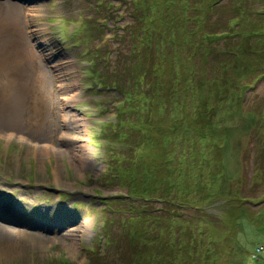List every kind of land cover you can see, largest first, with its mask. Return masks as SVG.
Wrapping results in <instances>:
<instances>
[{
  "label": "rangeland",
  "instance_id": "rangeland-1",
  "mask_svg": "<svg viewBox=\"0 0 264 264\" xmlns=\"http://www.w3.org/2000/svg\"><path fill=\"white\" fill-rule=\"evenodd\" d=\"M96 1L0 0V40L17 43L6 57L0 56V63L6 61L9 74H16L23 63H15L13 52L33 55L41 76L33 73L32 78L42 93L34 112H29L31 97L26 94L19 126L0 124V128L51 144L50 148L31 149L15 139L0 140V264H97L95 250L97 257L104 255L101 264L105 258L109 262L114 258V249L104 253L101 225L105 216L115 220L124 214L103 212L102 200H112L116 207L112 196L126 190L101 177L107 152L100 142L104 138L94 133L99 131L97 117L106 120L110 114L104 117L101 109L96 117L95 106L108 105L112 98L97 93L94 87L85 89L92 79L85 77L80 61L85 48L95 50L102 34V42L112 36L104 47L110 59L119 48L126 53L128 44L122 42L117 48L116 27L111 31L96 28L94 23L104 18L113 25L112 12H102ZM113 2L117 7V0ZM6 10L15 19L4 17ZM169 10L176 15L178 36L170 56L173 67L166 66L163 80L168 83L169 75L178 72L176 78L181 81L176 86L172 79L173 93L161 95L160 103L152 106L151 137L140 153L136 175L139 181L144 176L141 172L147 173L146 194L173 193L175 203L163 209L162 202L149 200L147 220L140 227L146 244H139L132 264H264V0H172ZM116 13L119 28L131 22L126 16L129 8ZM61 17L66 20L60 22ZM4 20L14 26L5 28ZM209 22L217 35L229 31L233 36L212 42L217 64L204 74L202 60L195 63L191 57L197 58L200 25ZM62 25L66 32L73 31L71 37L64 34V40L59 38ZM240 30L246 45L256 52L239 60L237 72L234 59L227 54L219 59L218 53L239 43L242 38L235 34ZM252 32L255 34L250 35ZM10 37L14 40L9 41ZM28 39L42 40L56 70L40 61ZM89 57L96 55L92 52L84 58ZM248 65L251 69L246 70ZM28 73L30 76V68ZM201 76L210 81L213 90L197 83ZM12 78L5 75L8 83ZM57 82L64 85L59 92ZM208 94L218 103H200ZM202 104L212 105L213 114L203 116L199 112ZM0 105H5L1 97ZM134 184L142 191L140 182ZM45 186L48 189H42ZM12 189L17 193L11 201L3 200L4 192ZM41 190L55 200L62 191L70 196L59 203L42 204L37 196ZM75 200L89 204L72 207ZM33 204L39 206L35 216L24 211ZM51 210L54 216L49 219Z\"/></svg>",
  "mask_w": 264,
  "mask_h": 264
},
{
  "label": "trees",
  "instance_id": "trees-1",
  "mask_svg": "<svg viewBox=\"0 0 264 264\" xmlns=\"http://www.w3.org/2000/svg\"><path fill=\"white\" fill-rule=\"evenodd\" d=\"M123 2L129 8L128 15L131 22H126L120 31H116L117 39L115 40L119 42L118 47L120 43L126 42L128 51L124 53L119 48L115 51L114 59H108L109 65L105 59L96 60L94 65L98 71L97 78L100 84L98 92L110 95L113 100L120 101L119 106L114 108L115 119L101 123L100 130L95 135L100 139L104 138L100 142L107 152L106 169L101 177L107 184L126 190L124 193L118 192L112 196L116 207L112 206V200L106 198L102 200L103 212L107 210L115 212L114 215L124 214L115 220L111 216H105L103 219L101 231L104 239L102 243L104 244V253L109 254L111 249L115 250L114 258L110 262L105 258L102 262L104 264H115L118 261L120 264L133 263L137 249L140 245L146 244L142 238V228L140 227L142 221L147 220L144 215L149 212L147 210L149 200L156 199L162 202L163 209H169L170 205L175 203L173 193H168V196L159 194L157 197L146 194L145 184L149 188L147 173L141 172L144 175L140 177L141 181L140 179L138 181L136 173L141 158L140 153L151 137L150 126L154 115L152 106L160 103L158 100L161 95L167 94L168 96L173 93L172 79L175 78L176 86L181 81L176 78L178 72H175L173 76L169 75L168 83L163 80L166 66L169 65V70L173 67L172 64L170 65V56L173 54V43L176 44L178 36L177 18H175V14L172 16L168 13L172 0H124ZM211 24L210 22L206 24L207 27L204 24L200 25L197 58L191 57L195 63L202 60L201 73L204 74H208L212 70V65L217 64L218 56L215 55L217 51H213L211 48L212 42H219L225 37L228 40L230 36H233L229 31L223 36L217 35V32L212 31ZM241 32L240 30L235 34L236 37L242 38L238 40V44L236 42L227 50L225 48L224 53H218L219 59L224 56L223 54L233 58L234 68L237 72L240 70L237 67L239 60L244 57L248 58L249 52H256L251 50L253 48L250 45H246ZM254 34L252 32L250 35ZM104 52L102 53L104 54ZM189 53L194 54L195 51ZM247 68L246 70L251 69L249 65ZM206 80V77L201 76L197 79V83L202 87L212 89L210 81ZM203 92L206 93L207 90L205 89ZM156 101L157 103H155ZM213 101L218 103L217 99L208 94L200 103H213ZM193 102L195 103V95ZM201 108L199 112L205 117L214 112L212 105L202 104ZM136 181L141 183L142 191H139L137 185L134 184ZM98 194L100 193L98 192ZM119 204L122 206L119 207ZM95 251L97 264H101L99 260L103 259L104 255L97 257V250Z\"/></svg>",
  "mask_w": 264,
  "mask_h": 264
},
{
  "label": "bare ground",
  "instance_id": "bare-ground-1",
  "mask_svg": "<svg viewBox=\"0 0 264 264\" xmlns=\"http://www.w3.org/2000/svg\"><path fill=\"white\" fill-rule=\"evenodd\" d=\"M4 12V17H6L7 19H15L14 15L9 14V10H6ZM5 23H7L5 28H9L11 25L14 26L13 22H9L8 20L7 22L5 21ZM8 39L9 41L14 40V38L12 37ZM15 44L17 45V43L9 45L8 41L4 42L0 40V56L4 55L6 57V54H9V48L10 50L13 49ZM24 54L19 50H15L13 52V56H16V58H13L15 63L18 60L23 63L19 70L16 72L17 77L15 73L9 74L10 70H8L7 68L6 61L0 63V97L2 103H5L4 106L0 105V124L4 126H19L21 124L23 116L22 109L23 104L27 102V93H29L28 96H30L31 98L38 97L36 94H34L36 85L34 79L32 78V75L33 73H35L36 76L41 75V70L32 54L31 58L29 57L27 52ZM28 68H30L31 70L30 76L28 73ZM2 69L4 70V72H1ZM6 74L8 77L13 76V78L10 79V83L6 82L5 80ZM42 75L44 76V79H46L45 73ZM76 119L77 118L75 116L73 121H76ZM38 152L46 151L44 149H38Z\"/></svg>",
  "mask_w": 264,
  "mask_h": 264
},
{
  "label": "built area",
  "instance_id": "built-area-1",
  "mask_svg": "<svg viewBox=\"0 0 264 264\" xmlns=\"http://www.w3.org/2000/svg\"><path fill=\"white\" fill-rule=\"evenodd\" d=\"M260 249H261V247H258V248H257V251H259Z\"/></svg>",
  "mask_w": 264,
  "mask_h": 264
},
{
  "label": "crops",
  "instance_id": "crops-1",
  "mask_svg": "<svg viewBox=\"0 0 264 264\" xmlns=\"http://www.w3.org/2000/svg\"><path fill=\"white\" fill-rule=\"evenodd\" d=\"M257 255V254H256ZM257 258H258V255H257Z\"/></svg>",
  "mask_w": 264,
  "mask_h": 264
}]
</instances>
